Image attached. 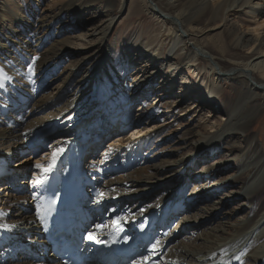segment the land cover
Segmentation results:
<instances>
[{"label":"bare ground","instance_id":"obj_1","mask_svg":"<svg viewBox=\"0 0 264 264\" xmlns=\"http://www.w3.org/2000/svg\"><path fill=\"white\" fill-rule=\"evenodd\" d=\"M137 1L139 8L157 21L158 32L165 29L172 37L173 41L169 47L173 52L172 56L178 57L184 63L181 65L175 62L167 63L165 65L168 68L163 65L155 67L158 65L161 49L156 48L150 55L145 56L151 43L146 40H137V43L132 37L126 45L121 44L123 52L117 60L122 64L126 74L122 80H119L111 72V69L119 65L113 55V47L105 45V40L109 37L118 17L112 12L115 0H0V192H4L3 195L0 194V198L5 196V201L8 202V206L5 207L2 205L3 200L2 203L0 201L2 231L0 241L4 242L8 235L15 240L9 243V246L0 248V256L4 257L5 253H10L22 245L30 247V244L31 250L36 249L35 241H38L40 250L43 248L44 239L39 238L43 235L40 224L41 211L36 196L46 176L53 170L54 165L58 164L59 154L67 146L66 139L76 136L86 148L84 158L91 153L90 158L93 160L84 164L82 170L92 179L95 189L99 192L98 197L90 204L89 210L97 222L99 216L105 214L107 224L110 226H130L147 213L153 212V208L135 212L139 202L132 207L131 201L126 199L127 196L132 193L142 195L146 189L145 191L141 189L143 187L150 189V185L158 184L159 188H165L166 186L162 184L167 180L169 185L176 183L174 185L178 188L181 186L185 188L191 179L186 174L195 167V174L199 169L196 175L200 178L198 177L197 181L209 180L212 184L220 185L221 189L226 187L228 190L226 192H229L227 196L230 191L231 194L239 193L240 190L237 188H246L245 193H240L247 205L246 219L230 225H222L216 230L205 233L199 238L200 243L190 246L189 249L183 248L182 243L177 248L172 246L179 237V234L175 236L173 231L166 239L162 237L158 240L150 257L141 262L137 260L133 264L154 260L168 247L170 253L164 258L168 260L165 264H221L224 258H226L224 264H264V154L258 152L252 136L241 123L251 114L264 110V103L259 101L264 99V34L261 37L244 36V32L237 33L235 26L226 25L228 16L240 15L241 11L251 6L252 9L254 8L253 18H259L258 28L264 27V0ZM126 4L127 0H119L117 6L119 12L124 10ZM45 8L57 10V13L51 14ZM130 8H134L133 5L129 6V10ZM137 8L135 6V10H138ZM65 13L68 16L65 17ZM221 26L226 43H223L221 35L213 33ZM204 38L210 41L207 45ZM132 44H135L133 48L130 46ZM208 45L210 47H207ZM239 48L252 50L251 55L241 61L229 57L228 61L231 62H227L225 59V56H228L227 51H235ZM142 58L148 60L143 62ZM201 60L205 65L202 69L206 77L204 96L199 100L194 97L195 105H191L205 106V108L214 105V99L219 93L217 88L225 79L232 81V89L236 95L233 101L225 102L224 105L223 102L222 107L218 109L223 116L221 120L224 121L220 130L219 128L215 130L212 137L210 132L207 135L196 132L191 135L187 132L186 136H191L189 138L191 143H188L190 152H184L179 145L175 149L163 148L157 151L158 163L143 168L151 167L147 173L137 171L141 169L139 168L134 170L137 174L134 173L127 180H116L115 176L112 180L111 174L104 176L102 172L108 168L107 165L103 168L104 161L93 164L95 163L93 161L97 160V156L94 155L98 149L95 139L101 143L107 137L113 136L110 142L120 141L119 146H115L117 142L115 141L110 149L103 151L100 158L107 156V162H113V169L115 167L123 171L128 170L126 156L136 152L140 141L160 135L156 129L127 144L126 140L130 139H125V135L120 133L125 128L136 127L143 115V113L138 115L130 126L125 124L131 121L129 119L131 105H139L138 114L145 112L143 106L149 96H153L154 102L157 101L159 105L163 98L170 96V92L177 90L174 88L177 83L180 95H175L171 108L183 109L185 101L192 100V89L186 86L184 77L173 71V75L167 77L166 81L162 78L169 70L171 71V68L175 70L180 68L185 75H187L185 70L193 68L195 73L198 71L197 61ZM33 62L35 66L30 74L26 66ZM174 64L175 67L172 66ZM109 75H111L109 80L102 77ZM98 81L103 83L98 84ZM49 84L51 88L47 87ZM106 88L113 93L110 102L105 94L98 91V89L105 91ZM188 95H191L190 99H187ZM129 105L131 107H127ZM98 110L100 112L96 114ZM190 111L192 108L186 106L180 116L188 118L190 122L192 116L187 117ZM193 116L203 120L202 125L199 124L200 127L203 126L202 128L212 129L219 126L213 119H207L203 114L198 116L194 112ZM112 119L119 125L114 126ZM66 121L69 122L65 127L57 128L55 133L49 134L52 126L61 127ZM225 134L227 137L232 135L242 137H234L233 141H228ZM47 140L52 146L46 153L47 158H41L44 163L39 165L42 171L38 170L40 174L36 172L31 180L33 189L19 190V185L27 182L23 168L29 167L31 163L25 154L31 145H33L31 148L35 149L33 154L38 150L41 151ZM180 141L187 144L184 139ZM125 143L127 146L124 145ZM221 146H229L240 153L239 162L242 161V168L244 162H247L246 159L248 163L250 161L247 155L257 154V157L249 163L248 167H251L249 170L246 169L247 171L240 173L231 181L220 180L217 178V173L225 162L222 161L210 168H200L201 162L197 159L209 158L211 153ZM15 159L19 160L13 165ZM9 160L12 163L9 164ZM35 168L37 170V166ZM177 173L179 178L176 176ZM15 178H21V182H18L19 187L16 188L19 190L17 195H14L15 190H11L12 193L9 194L6 190L10 188L5 186L6 183L9 186L17 184ZM260 197L262 202L254 204V200ZM187 199L186 201H189L187 205L183 204L185 202L181 201L177 191L174 194L167 193L162 201L157 202L155 207L160 205L166 210L162 230L169 227L175 213L186 212L187 206L192 208L196 204L208 201L207 197H201L199 200ZM221 205L220 203L218 207ZM218 207H214L210 214L215 213ZM100 210L104 212L100 213ZM216 218L217 215L210 221ZM11 224L18 225L19 228ZM194 226L196 230L199 224ZM27 227L30 229L26 230ZM108 229L109 227L105 226L99 233ZM19 257H22L26 264L30 262L25 252L19 254ZM51 263L57 262H47V264Z\"/></svg>","mask_w":264,"mask_h":264},{"label":"rangeland","instance_id":"obj_2","mask_svg":"<svg viewBox=\"0 0 264 264\" xmlns=\"http://www.w3.org/2000/svg\"><path fill=\"white\" fill-rule=\"evenodd\" d=\"M49 1H51V0H49ZM118 3H119V0H115L114 10L112 11L115 16H118L116 21H115L116 23L113 24V29H112L109 37L105 40V45H107L108 47H110V46L113 47L112 48L113 55L116 58V60L117 59L119 60L118 57H120L121 53L123 52L121 46L129 43V41L132 39V37H134L136 39L137 43H138V41H141V40L145 41L146 40V41H148L149 44L150 43L152 44V45L150 44L149 49H147L145 56L150 55L156 48L161 49L162 53H161V56H159V58H158V61H157L158 65H155V67L163 65L165 68H168L165 65L167 63L175 62V63H178L179 65L184 63V61L179 59L178 57L172 56L173 52H171L169 49V47L173 41L172 37L168 34V32L165 29H162V31L158 32L159 29L157 28L158 27L157 21L155 19H153L148 13L144 12L141 8H139V3L137 0H127V4L125 7L126 9L124 8V10L121 12H119V10L117 8ZM130 5H133L134 8H130V10H129ZM135 6L138 7L137 8L138 10H135ZM45 10H47L51 14L57 13V10H54L52 8H49V9L45 8ZM235 11H238V9H235ZM253 11H254V8L252 9L251 6H248L247 9H244L243 11H241L240 15L228 16L226 18V25L227 26L228 25L235 26L237 33L239 32L241 34L242 32H244V36L259 35L261 37L264 34V27H262L260 29L258 28L257 23H258L259 18L258 17L253 18V16H254ZM66 13H65V17L68 16ZM256 30L258 32L255 33ZM156 33H157V35H156ZM213 33H217L218 35H221V39L223 40V43L225 42L224 41L225 40L224 39L225 33H224L222 26L219 27L218 29H216L215 31H213ZM158 34H160V35H158ZM203 37L204 36H202V38ZM208 42H210V41H207V39H205V45H207ZM134 45L135 44L130 45L131 48H133ZM207 47H210V46L208 45ZM178 48L179 47H177L176 50H178ZM208 50H209V48H208ZM251 52H252V50L250 51L246 48H243V49L239 48L238 50L230 51V52L228 50L227 51L228 56L226 55L225 59L227 60V62H231V60L228 61V59H230L229 57H231L232 59H239L241 61V60L247 58V56H250ZM168 54H170V55L168 56ZM36 56H37V54H36ZM36 59H37V57L34 58V60H36ZM118 60H117V64L119 63ZM146 60H148V59H144V58L141 59V61H143V62H145ZM197 64H198L197 65L198 71L195 73H193V68L185 70L187 75H185L180 68H177L176 70L171 68V71L169 70V72H167V75L162 78L163 81H166L167 77H171L173 75L172 74L173 71L177 75L184 77V80L186 81L185 82L186 86H189L192 89L191 90L192 96L188 95L187 99H190V96H191L192 100L185 101L183 109L186 106H189V108L190 107L192 108L193 112L190 111V113H188V115H187V117L192 116V118H191L192 121L188 122V118H186L184 116H180V114L182 113L181 111H183L182 107L179 109L171 108L174 104L173 99L176 98L175 95H177V96L180 95V92H179L178 87H177V83L174 87L175 89L177 88V90L173 91L172 93L170 92L169 93L170 96L169 97L166 96L165 99L163 98L159 105H157V101L154 102L153 96H149L150 98L149 97L147 98L145 106H143L145 109V110L144 109L143 110L145 112H141L138 114L137 110H139L138 109L139 105L135 106L133 104V105H131L132 107L130 105L127 106V107H131L130 108L131 112L129 113V117H130L129 119H131V121H129V122L127 121V123H125V124H128L130 126V124L134 123V121L138 118L137 117L138 115H140V114L142 115V113L144 115V116L143 115L141 116L142 121L140 120L139 122H137L136 127L125 128V130H123V132L120 133L122 135H125V139H130V140H126V141H128L127 144L129 142L133 141L134 139L137 140L141 137H144L145 135H148V134L154 132L156 129H158L160 135L158 137H155V138L152 137V139L146 138L145 140L140 141V143H139L140 146H138V148H136V152L133 154L129 153L126 156L125 162L127 164L128 170H124V171L119 170L118 168H115V167L113 169V166H114L113 162H111V161L107 162L108 161V159H106L107 156H106V158H104V157L100 158L103 151H105L107 148L110 149V146L117 140L110 142L111 138L113 137V136H110V137H107L101 143H98V146H100V147H98L97 153L95 154V157L97 156V160L93 161V162H95L93 164H96V162H98V161L100 164V163H102V161H104V163L102 165L103 168L108 166V168H105L104 171L102 172L104 174V176L106 174H111L112 180H113L114 176L116 177V180H119V179L120 180H127L134 173L137 174L136 173L137 171H141V172L145 171V173H147L151 169L152 166H154L155 164L158 163L159 158L156 154L163 148H174L175 149V148L180 146L181 150H183L184 152H190L188 143L189 142L191 143V141L189 139V138H191V136L187 137L186 136L187 132L191 133V135H194L196 133L202 134V135H207L210 132L209 134L212 137L216 132L215 130H217L218 128L220 130V128L224 124V121L221 120L223 116H222V113L220 111H218V109L222 107L223 102H224L223 103V105H224L225 102L227 103L229 101H233L234 98L236 97L234 89H232L233 88L232 84H231L232 81L230 79H225L224 81H222L219 84V87L217 88L219 90V93H218L217 97L214 99L215 100L214 105H212V104L209 105L210 106L209 108L208 107L205 108V106H201V107L200 106H198V107L193 106V105H195L194 104L195 101L193 98L195 97V99L199 100L201 97L204 96V91H205L204 82H205L206 77H204V74L202 71V69L205 67V65H204L202 60L197 61ZM34 66H35L34 62L30 63L29 65L26 66V69H28V72L30 74L32 73V69ZM172 66L175 67L176 65L174 64ZM162 69H163V67L161 68V70ZM179 70H180V72H179ZM111 72L114 75H116V78L118 77L119 80H122L126 74L121 63H119V65L114 67L113 70L111 69ZM235 78H238V77L235 76ZM47 87L51 88L52 86H51V84H49ZM259 101L261 103H264V99H261ZM191 104H193V105H191ZM168 111H171V113H168ZM194 112L198 116H200V114L201 115L203 114L204 116H206L207 119L208 118L213 119L219 126H215L212 129L202 128L203 126L200 127L199 124L202 125L203 120L201 121L198 118H194V116H193ZM241 123L244 124V126L247 128L246 129L247 133L250 136H252L253 144L255 143L257 145L258 152L264 154V110L251 114L247 119L241 121ZM57 128L62 129L63 127L52 126L51 127L52 130L49 131V134L55 133ZM137 130H140V132H137ZM118 132H119V130H118ZM143 134H145V135H143ZM224 136L227 137V134H225ZM234 137L237 138L238 135L237 136L232 135V136L227 137L228 141H233ZM240 137H242V136H239L238 138H240ZM180 139L186 140L187 144H183L182 141H180ZM95 140H97V139H95ZM119 144H120V141H117L115 143V146H119ZM124 145L127 146L126 143ZM32 146L33 145H31L29 147V151L25 154V157L29 158L31 161L30 166L23 168V172L25 171V173H26L24 178L27 179V182L24 185H19L20 187L16 184L13 188L6 190V191H8L9 194L12 193L11 190H14L18 187H19V190L21 188H25L29 191L33 189V187H32L33 185L31 184V180L34 177L36 172L37 173L39 172V174H40V171H42V168H40V166H39V165L44 164V163H42L41 158L42 157H44V159L47 158L46 153L49 152V149L51 148L52 144L49 142V140H47L45 142V145H43L41 147L42 148L41 151L38 150V152L35 154H33L35 149H32L31 148ZM34 146L36 147V146H41V145H34ZM213 153H215L214 156H212ZM239 154L240 153L237 152L236 149H233L229 146H224V147L221 146L220 148H217L215 150V152H212L209 158H202V159H197V160H199L201 162V164L199 165L200 168H202V167L203 168H210V166H216L217 164H220V162H222V161L225 162V164H223L221 166V169L218 171L217 178L220 180L225 179L227 181H231L233 178L238 176L240 173H244L245 171L249 170L251 168L250 166L248 167L249 163L254 161L257 157V154H254V155L253 154H250V155L245 154V155L249 156L250 161L248 163V159H246L247 162H244V167L242 168V166H243L242 161L239 162L240 161L239 160L240 159ZM108 155H109V153H108ZM112 157H114V156H112ZM89 159H90V155L88 156V159H86L87 163H89V162L91 163V161H89ZM91 159H93V158H91ZM18 160L19 159H15L13 161V165L16 164ZM122 161H124V159ZM9 163H12V161H9ZM149 165H151L150 168L143 169ZM35 166H37V170H35L36 169ZM139 168H141V169L137 170ZM239 168H240V170H239ZM195 169H196V167L191 172H190V170H188V173L186 175H188L189 178L191 177V179H190L191 181L189 180L188 186L185 188L184 187L182 188V186L178 188V186L174 185L176 183L169 185V181L167 180V181L163 182L164 184H162V186H166L165 188H161V187L159 188L158 184H156L155 186L150 185L151 186L150 189L146 188V187H143L141 189V190L146 189V191L144 190L145 191L144 194L142 193V195H141V194H133L132 193L130 196H127V198H126L128 201H131L130 205L132 207H134V204H137L139 202L138 207L135 210V212H136V211H140L142 209L151 210L152 208H153L152 211H154L155 209H157V207H155V205L158 204L157 202L162 201L164 196L167 193L174 194L178 191V196L181 199V201L185 202V203H183L185 205H187V202H189V201H186L187 198H188L187 200H190V199L199 200L201 197H207L208 198L207 202H201L199 204L194 205L192 208H188V206H187L186 212H179V213H175L173 215L172 218L174 220L169 225L168 234L173 232V231H175L174 232L175 236L179 234L178 239H175V241L172 244V246L176 247V248L179 246L180 243H182L183 248L189 249L193 245H198V243H200V241H201V239H199V238H201L205 233H207L213 229L216 230L217 228H219L222 225L226 226L228 224L230 225V224L235 223V222H240L241 220L246 219L248 217L246 202L240 194V193H242V194L245 193L246 188H241V189L237 188L238 190H240L239 193L231 194L232 191H230L229 196H227L228 195L227 193H229V192H226V191H228L226 189V187H224V189L223 188L221 189L220 185L212 184L209 180H208L209 182L204 180V179L197 181L198 177L200 178V176L197 177V175H196L197 173H199V171H198L199 169L197 170L196 174L194 173ZM38 170H40V171H38ZM134 170H137V171H134ZM176 176L179 178V173H177ZM192 180H196V181H192ZM16 181L21 182V178H16ZM259 182H262V180H259ZM8 187H9V185H8ZM230 188H233V187H230ZM194 192H196V193H194ZM0 194L3 195L4 192L3 193L0 192ZM3 198H5V199H3ZM141 199H143V200H141ZM222 199H224V200H222ZM1 200H3V203ZM5 200H6L5 196L0 198L2 205L6 207V206H8V202ZM261 202H262L261 197L254 200V204H260ZM220 203L223 206L221 205L220 207H218V205ZM214 207H218L217 210L215 211V213L212 212L213 214H215L214 216L217 215V218L215 220L210 221L214 217L213 214H210L211 211H213ZM21 208H23V207L21 206ZM203 212H205V213L203 214ZM186 218H189V220H186ZM193 224L194 225L199 224V226L197 227L198 229L195 230L194 229L195 226ZM11 225L15 228H19L18 225L17 226L14 224H11ZM20 227L24 228L25 226H20ZM29 229H30V227L26 228V230H29ZM0 232H2L1 229H0ZM172 251H174V249ZM169 253H170V248L168 247L167 249H165V251L161 255H158L156 257L155 260L158 261L157 264H165L166 261H168V260L164 259V258L167 257V255ZM195 254H197V252ZM9 256L10 257H7V261L3 264H26L25 261L23 259H21L22 257H19V254H17V259H14L11 255H9ZM38 262H40V259H37V263L28 262V264H39ZM51 264H53V263H51Z\"/></svg>","mask_w":264,"mask_h":264},{"label":"snow or ice","instance_id":"obj_3","mask_svg":"<svg viewBox=\"0 0 264 264\" xmlns=\"http://www.w3.org/2000/svg\"><path fill=\"white\" fill-rule=\"evenodd\" d=\"M90 239H91V237H90Z\"/></svg>","mask_w":264,"mask_h":264}]
</instances>
